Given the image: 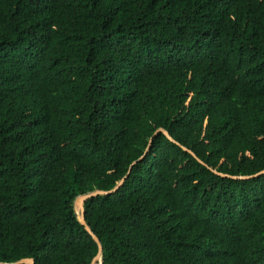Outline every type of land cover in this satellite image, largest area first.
<instances>
[{"label":"trees","instance_id":"obj_1","mask_svg":"<svg viewBox=\"0 0 264 264\" xmlns=\"http://www.w3.org/2000/svg\"><path fill=\"white\" fill-rule=\"evenodd\" d=\"M98 245L264 264V0H0V263Z\"/></svg>","mask_w":264,"mask_h":264},{"label":"water","instance_id":"obj_2","mask_svg":"<svg viewBox=\"0 0 264 264\" xmlns=\"http://www.w3.org/2000/svg\"><path fill=\"white\" fill-rule=\"evenodd\" d=\"M167 137H169V136L167 135ZM169 138H170V137H169ZM184 149H185V148H184ZM188 151H190V150H188ZM120 183H121V182H120ZM120 183L116 186V188H118V187L120 186ZM116 188H115V189H116ZM98 193H101V191H97V192L90 193V194H85V195L79 196V197L77 198V204H78L79 207H80V213H81V218H80L81 224L85 226L86 230L89 232V234L92 236V238H93L97 243H98V239H97V237H96V236L90 231V229L88 228V226L85 224V221H84V208H83V201H84L86 198H88V197H90V196H92V195H94V194H98ZM100 250H101V246L98 245V252H97L96 256L92 259L91 264H93V263L97 260V258H98V254H99ZM0 264H3V263H0ZM14 264H33V260L30 259V258H25V259H21L20 261L14 263Z\"/></svg>","mask_w":264,"mask_h":264}]
</instances>
